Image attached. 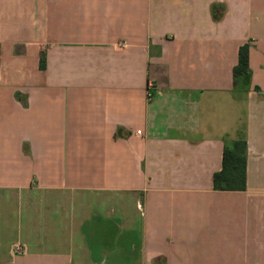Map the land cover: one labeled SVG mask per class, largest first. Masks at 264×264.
<instances>
[{"label":"crops","instance_id":"1","mask_svg":"<svg viewBox=\"0 0 264 264\" xmlns=\"http://www.w3.org/2000/svg\"><path fill=\"white\" fill-rule=\"evenodd\" d=\"M0 264H264V0H0Z\"/></svg>","mask_w":264,"mask_h":264},{"label":"trees","instance_id":"2","mask_svg":"<svg viewBox=\"0 0 264 264\" xmlns=\"http://www.w3.org/2000/svg\"><path fill=\"white\" fill-rule=\"evenodd\" d=\"M248 44L239 49V60L234 68V83L247 85L250 78ZM43 67V66H42ZM246 152L247 143L236 141L228 145L223 153V166L220 172L215 173L213 183L215 190L239 191L246 188Z\"/></svg>","mask_w":264,"mask_h":264},{"label":"built area","instance_id":"3","mask_svg":"<svg viewBox=\"0 0 264 264\" xmlns=\"http://www.w3.org/2000/svg\"><path fill=\"white\" fill-rule=\"evenodd\" d=\"M150 96H152V93L150 92V94H149ZM14 253L15 254H22V253H24V248L21 246V245H16L15 247H14Z\"/></svg>","mask_w":264,"mask_h":264}]
</instances>
